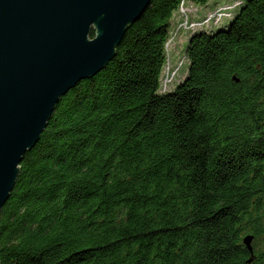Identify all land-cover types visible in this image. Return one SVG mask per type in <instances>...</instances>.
Returning a JSON list of instances; mask_svg holds the SVG:
<instances>
[{
    "label": "trees",
    "instance_id": "trees-1",
    "mask_svg": "<svg viewBox=\"0 0 264 264\" xmlns=\"http://www.w3.org/2000/svg\"><path fill=\"white\" fill-rule=\"evenodd\" d=\"M183 1L211 0H151L55 106L1 211L0 264H264V0L194 32L162 92Z\"/></svg>",
    "mask_w": 264,
    "mask_h": 264
},
{
    "label": "water",
    "instance_id": "water-1",
    "mask_svg": "<svg viewBox=\"0 0 264 264\" xmlns=\"http://www.w3.org/2000/svg\"><path fill=\"white\" fill-rule=\"evenodd\" d=\"M150 2L0 0V214L55 106L107 67Z\"/></svg>",
    "mask_w": 264,
    "mask_h": 264
},
{
    "label": "rangeland",
    "instance_id": "rangeland-1",
    "mask_svg": "<svg viewBox=\"0 0 264 264\" xmlns=\"http://www.w3.org/2000/svg\"><path fill=\"white\" fill-rule=\"evenodd\" d=\"M238 1L240 0H212L206 8L187 2L176 12L170 38L166 44V65L160 79L161 85L162 82L173 78L172 83L169 84V82L168 87H166L167 92L174 91L187 77L190 61L187 57L186 49L189 37L200 30L217 31L227 27L240 10ZM224 11L227 13L226 16H223L219 22L215 23L218 15ZM228 13L230 16H228ZM208 19L210 20L208 21ZM197 23H202L200 29V24Z\"/></svg>",
    "mask_w": 264,
    "mask_h": 264
},
{
    "label": "bare ground",
    "instance_id": "bare-ground-1",
    "mask_svg": "<svg viewBox=\"0 0 264 264\" xmlns=\"http://www.w3.org/2000/svg\"><path fill=\"white\" fill-rule=\"evenodd\" d=\"M238 4H239V3H238ZM238 4H237V5H238ZM224 9H225V8H224ZM222 10H223V9H222ZM226 14H227V13H226L225 11H224L223 13L221 12V13L218 15L217 20L215 19V20H216L215 23L219 22L223 16H226ZM228 16H230L229 13H228ZM209 20H210V19H208V21H209ZM204 22H205V21H204ZM202 23H203V22H202ZM202 23H197V24H200V25H199V29H200ZM171 80L173 81V78H172ZM172 81L170 82V80H167V81H165V82H162L161 86H166L169 82H170L169 84H171ZM163 84H164V85H163ZM169 84H168V85H169ZM168 85H167V87H168ZM166 92H167V90H166Z\"/></svg>",
    "mask_w": 264,
    "mask_h": 264
},
{
    "label": "built area",
    "instance_id": "built-area-1",
    "mask_svg": "<svg viewBox=\"0 0 264 264\" xmlns=\"http://www.w3.org/2000/svg\"><path fill=\"white\" fill-rule=\"evenodd\" d=\"M185 3H187V1H183L182 3H181V6H180V8L185 4ZM180 8H179V10H180ZM172 80H170V82H171ZM168 85V84H167ZM167 85L166 86H161V91L162 92H166V87H167ZM163 87V88H162Z\"/></svg>",
    "mask_w": 264,
    "mask_h": 264
},
{
    "label": "crops",
    "instance_id": "crops-1",
    "mask_svg": "<svg viewBox=\"0 0 264 264\" xmlns=\"http://www.w3.org/2000/svg\"><path fill=\"white\" fill-rule=\"evenodd\" d=\"M212 1V0H211ZM211 1L208 3V4H206V5H204V6H201V7H207V6H209V4L211 3ZM175 18H176V12H175V14H174V16H173V19H172V23L174 22V20H175Z\"/></svg>",
    "mask_w": 264,
    "mask_h": 264
}]
</instances>
